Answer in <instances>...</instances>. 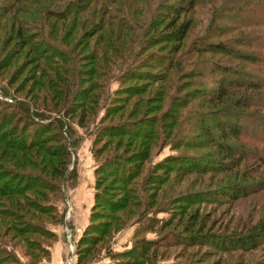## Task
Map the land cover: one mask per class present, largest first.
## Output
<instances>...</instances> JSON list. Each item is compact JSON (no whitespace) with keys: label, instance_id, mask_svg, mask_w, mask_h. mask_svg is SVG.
<instances>
[{"label":"rangeland","instance_id":"obj_1","mask_svg":"<svg viewBox=\"0 0 264 264\" xmlns=\"http://www.w3.org/2000/svg\"><path fill=\"white\" fill-rule=\"evenodd\" d=\"M38 1L22 5L0 0V137L16 128L40 131L35 136L40 148L12 149L0 139V189L9 180H3V168L17 185L26 183V176L39 178L20 196L0 195V264H69L68 256L76 264L75 243L90 222L97 190L107 194L108 202L107 208L95 205L99 215L94 222L108 223L84 264H108L110 254L144 240L151 243L140 264H264V244L250 251H223L212 239H188L206 231L239 232L264 218V187H253L238 199L228 198L234 193H221L242 181L262 182L264 166L237 157L241 149L259 150L262 145L247 136L225 139L234 151L233 163H239L222 171L216 162L229 158L213 144L219 140L214 129L218 117L227 122L224 111L254 122L256 111L264 110L251 105L247 115L234 108V99L249 92L243 88L230 90L224 106L208 101L217 98L223 70L251 74L257 67L211 52L207 45L220 41L248 53L254 49L238 39L256 35L258 28L233 30L229 15L221 11L223 0H203L180 19L190 22L183 41H159L170 32L172 18L170 13L159 23L162 0H91L81 12L64 14L66 19L59 18L63 13L42 15L36 11ZM57 4L61 7L64 1L43 0L52 11L60 10ZM20 22L32 40L41 39L55 50L36 59L35 51L16 36ZM47 125L53 128L43 132ZM115 128L123 131L109 133ZM206 129L217 137L206 135ZM71 131L73 140L79 139L68 165V170L76 168V182L60 192L59 184L43 189L44 182L57 183L53 170L58 165L45 148H54L62 137L69 142ZM115 161L135 167L134 178L123 184L111 169L95 187V168ZM199 166L216 170L195 172ZM11 200H34L35 206L29 214L7 215ZM112 202L118 204L112 205L114 210ZM17 211L13 213L21 214ZM32 225L48 234L41 236Z\"/></svg>","mask_w":264,"mask_h":264},{"label":"trees","instance_id":"obj_2","mask_svg":"<svg viewBox=\"0 0 264 264\" xmlns=\"http://www.w3.org/2000/svg\"><path fill=\"white\" fill-rule=\"evenodd\" d=\"M14 1L17 4L22 3V5L23 4L27 5V2L29 0H14ZM57 1L58 2L64 1L63 6L60 7L61 4L60 5L57 4L55 6V7H60V10L52 11L49 8H46L45 5H43V0H39L37 3L41 4V6H39L36 9V11L39 9L40 12H42V15L44 16L46 15L51 16L53 14L63 13L61 14V16H59V18L66 19V16H64V14L66 13L74 14L77 12H81L82 9L86 7L91 0H57ZM202 1L203 0H162L160 9L162 8L164 10L163 12L164 15L161 16L159 13V23H162V18L168 19L170 13L172 15V18L168 21V25L170 28V32L167 35L168 38L167 36H164L163 38H161L160 36L159 41L161 39L168 40L169 38L172 39L173 41H176L177 43H179L181 40L183 41V38H185L188 28L190 26V22L189 21L180 22V19L186 14H188L189 11H192L193 8ZM222 2H224L225 5L221 9V11L229 15V19L231 20L230 26L233 30L237 31L244 28H252V29L258 28L256 35L253 36L250 33L248 37L238 39L239 40L238 44L249 46L254 50H249L251 53L250 52L246 53L245 52L246 50H244V48H242L241 50H236L232 48V46H226L224 45V43L220 41L217 43L208 44L207 46L209 50L215 53H224L232 57L235 56L237 59L245 62L246 64L257 67V70L255 72L254 71L251 72V74L248 73L241 74V72H236V71L233 72V74H227L226 71L223 70V72H221L222 74L220 76V80L218 81V87L216 89L217 98L214 99L213 97L211 98L209 97L208 101L210 100L215 101L216 103H220L221 105L224 106L225 104L224 98L228 95V92L230 90L235 91L237 89L243 88L249 92H245L244 94H239V96L236 98V101L234 99V103L232 102V104L236 110L246 111L245 113L241 112V114L248 115L250 114L251 110L249 112L247 108L248 107L251 108V105H254L255 107L261 110H264V75L260 76L264 72V28H262L264 27V0H230L229 1L230 5L226 4L227 0H223ZM253 4H256V6L258 7L254 6ZM31 10L32 9H30V11ZM7 11H10V9ZM23 13L25 12L23 11ZM162 26H165V24H163ZM24 28H25L24 23L20 22L19 28L17 29V31H15L16 36L23 43V47L30 46L31 49L35 51V53L37 54L36 59L38 54L40 53L42 54L45 53V56H47L52 51L55 50L53 47H50L45 43V41L41 39L37 41L32 40L30 35L28 36L27 34H25ZM235 73L238 75V77L235 75ZM242 77L246 79V80L244 79L245 80L244 83L240 81V78ZM227 108H231V106H228ZM24 112L27 113L28 118H31L27 110ZM36 114L39 115L38 113ZM222 114L225 115L227 122H225L226 120L225 121L221 120V119H225L224 116L221 115L220 117H218L217 120L219 122L214 126V129L217 131L219 135L218 141L214 140L217 137L215 134L211 133L207 129L205 130L206 135H210L214 140L213 144H216L217 147L219 146V149H224L222 151L225 152L224 157L229 158L226 161L223 159L217 161L216 164L219 165V168H221L223 171L225 169L226 170L231 169V167H234L235 165L237 166V163L239 162H237L236 164L233 163L234 159L232 152L234 151L231 150L229 145L227 146L225 144L226 143L225 139L232 138L238 140L243 136L250 137V139L253 142L262 145V148H260L259 150H257V148H254L252 150H248V149L246 150L245 148L239 150L237 153V157L239 158L240 156L239 160L244 161L248 158H251L252 160L256 161L257 164L260 165V167L264 166V112L256 111V117H255L256 121L254 122H251L253 119L245 120L244 122H242L240 118V113L224 111ZM57 127L58 125H56V129L58 130L59 127L58 128ZM38 128H40L39 125ZM52 128H53L52 125H47V126H42L41 130L43 129L44 132ZM66 129L68 128L66 127ZM116 131H123V130H119L117 128H115V130L110 129L109 133L114 134L116 133ZM141 131H143V129H141ZM32 132L33 133H31V131L28 128H21V130H18L17 128L14 130L10 129V131L4 130L3 136H1L0 139L3 140V143H5L6 146L12 149H18L24 151V150L33 149L34 147L40 148L35 138L36 135L38 136V133L40 131L36 130ZM142 133L144 134L145 132L143 131ZM73 135L74 132L71 131L69 134V142L66 140L65 137H62L63 142L58 143L57 146H55L54 148L52 146H48V148L47 147L45 148V151L48 154L53 155L58 165L57 168L53 170L54 177L57 178V183L52 182L53 184L52 185V184H48L47 182H44L45 187L43 189L56 188L59 184L58 188H56V191L60 192L63 187L68 186L67 183L73 184L74 182H76V179L78 177L76 168L73 167L71 170H68V165L71 160V155L79 145V139L75 138L73 140ZM142 155L143 154H137L138 157ZM30 157H32V154L30 155ZM111 169L115 170L117 175L120 176V179L123 184L124 183L126 184L130 180H132L137 172L135 167H132L130 165L126 166L124 164L119 163L118 161L110 162V164L106 162L99 164L94 170V173L97 178L95 187H97V185L99 184L101 177H103L104 175L110 176L109 173L112 171ZM201 170H205V171L207 170V172H212L216 170V167L215 169H209L207 166H203V167L199 166L197 169H194L195 172H199V173H201ZM10 177L12 178L14 177V175H11ZM6 178H8L9 180L5 181L4 179ZM11 178H9V175L7 174V170L6 169L4 170L3 168L4 182H3L2 190L0 189V195L3 194V197H11L15 195L20 196L25 191H29L30 189H32L33 184H35L37 180H39V178L37 177L26 176L28 181L26 183L21 182L22 184L20 183L19 185H17L18 181L13 183V181H10ZM68 180L70 181L68 182ZM259 181L262 182L258 184L256 183L251 184V182L246 183L242 181L239 184L238 183L233 184L230 187L226 186L225 188L227 189H225L224 192H221L224 193L222 194V197H226L228 193L229 194L234 193L231 197L227 196L230 199H238L244 197V195H246L247 190H253V187L254 189L256 187H259L260 190L261 188L264 187V178H260ZM61 182H63L62 185ZM215 191L216 190H213L212 193H216ZM106 195L107 194H105V196L102 195L98 190L95 192L94 195L95 201L91 208L90 222L83 230L80 238H78L77 242L75 243L76 264H84L85 262L84 258L90 256L88 253L91 246L95 244V242L99 241L102 235L106 232L104 226H106L105 223L108 222L100 221L99 224H97V222H94L97 221L96 219H98V215H99L98 213L99 210H97L94 207L95 205H97V203L99 206L103 208L106 207L105 205H107L108 202L106 200ZM65 198L66 197L64 195V199ZM33 201L29 200L26 204H24L18 200H15V202H12L11 200L10 204L7 205L9 206L10 209L8 210L5 209L6 214L7 215L9 214L11 216L29 214L31 213L30 212L31 208L35 206V203ZM109 204L110 206L118 205V204H114L113 202ZM111 208H112L111 210H114L113 206ZM15 209H17L18 210L17 212H20L21 214L19 213L14 214L13 212H15ZM38 213H42V212H38ZM32 227H33L32 229H35V232H38V234H40L41 236H46L48 234L47 230L42 229L38 225L37 226L32 225ZM188 239L192 240V242H199V243L206 242V239L209 240L212 239V241L222 245L219 246L218 248H220L223 251H227L231 249L240 250V251L254 250L258 246L264 244V218L260 222L255 223L254 225H251L249 227H246L245 229L239 232H234L226 235H217L215 233L206 231L200 233H192L188 236ZM150 243L151 242H147L145 240L138 243L136 242V245H134L131 248V250L121 252L118 254H110L111 260L108 264H140V261L146 255V251L148 250ZM35 244L36 243L31 242V245H35ZM227 244H229L230 246H228ZM213 246L217 247L215 244ZM227 247L231 249H228Z\"/></svg>","mask_w":264,"mask_h":264},{"label":"built area","instance_id":"obj_3","mask_svg":"<svg viewBox=\"0 0 264 264\" xmlns=\"http://www.w3.org/2000/svg\"><path fill=\"white\" fill-rule=\"evenodd\" d=\"M69 245H70L69 247H70L71 252H72V248H71V240L69 241ZM67 262H68L69 264H73V262L71 261L70 256L67 257Z\"/></svg>","mask_w":264,"mask_h":264},{"label":"crops","instance_id":"obj_4","mask_svg":"<svg viewBox=\"0 0 264 264\" xmlns=\"http://www.w3.org/2000/svg\"><path fill=\"white\" fill-rule=\"evenodd\" d=\"M62 247V244L61 245H59V248H61Z\"/></svg>","mask_w":264,"mask_h":264},{"label":"water","instance_id":"obj_5","mask_svg":"<svg viewBox=\"0 0 264 264\" xmlns=\"http://www.w3.org/2000/svg\"><path fill=\"white\" fill-rule=\"evenodd\" d=\"M69 241H70V238H69Z\"/></svg>","mask_w":264,"mask_h":264}]
</instances>
